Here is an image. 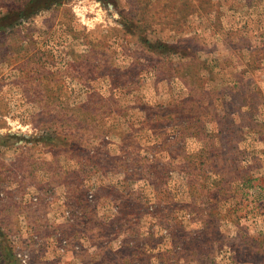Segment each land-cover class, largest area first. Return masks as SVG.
Masks as SVG:
<instances>
[{"label": "rangeland", "instance_id": "1", "mask_svg": "<svg viewBox=\"0 0 264 264\" xmlns=\"http://www.w3.org/2000/svg\"><path fill=\"white\" fill-rule=\"evenodd\" d=\"M0 264H264V0H0Z\"/></svg>", "mask_w": 264, "mask_h": 264}]
</instances>
